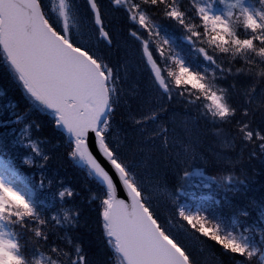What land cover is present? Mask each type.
I'll return each instance as SVG.
<instances>
[{"label": "snow or ice", "instance_id": "1", "mask_svg": "<svg viewBox=\"0 0 264 264\" xmlns=\"http://www.w3.org/2000/svg\"><path fill=\"white\" fill-rule=\"evenodd\" d=\"M111 4L125 12L153 85L168 100L182 97L214 123H231L238 111L231 102L236 84L221 87L220 82L243 75L254 81L243 89V117L253 114V104L264 107V88L257 93L256 87L264 84V0H111ZM157 14L183 29V40L202 61L166 54L164 46L171 41L161 36L164 29L155 22ZM104 42L111 46L113 37L106 30L99 0H85L83 10L78 0H0V64L22 87L29 110L53 118L66 136L68 157L96 182L99 191L94 199L100 203L103 236L113 264H196L187 242L203 243L200 237L243 258L236 264H264V233L258 245L254 229L240 231L243 225L237 219L225 220L207 200L181 204L178 196L168 193L182 234L171 230V218L161 220L153 207L162 195L160 186L147 182L140 166L123 151L124 141L114 139L115 110L126 95L121 75L126 65H113L98 54L96 45ZM160 119L154 108L133 117L145 142L160 139L166 150L178 144V162L181 155L194 152L191 144L170 139L168 128H153ZM236 123L243 139L252 141L255 136L264 151V136L246 121ZM25 147L48 161L30 138ZM192 175L185 171L182 179L188 182ZM197 175L205 187L215 184L235 190L231 176L217 180ZM73 195L68 188L59 191L58 201L63 203L49 215L52 209L37 198L32 183L10 160L0 159V264H88L80 243L70 235L79 215L65 207L66 198Z\"/></svg>", "mask_w": 264, "mask_h": 264}, {"label": "trees", "instance_id": "2", "mask_svg": "<svg viewBox=\"0 0 264 264\" xmlns=\"http://www.w3.org/2000/svg\"><path fill=\"white\" fill-rule=\"evenodd\" d=\"M99 2L104 17L107 15L111 18L105 22V27L112 34V37L134 38L130 35L131 25L126 19L125 12L122 9L114 8L111 0H99ZM154 19L166 33L172 34L176 39L184 37L183 29L174 21H170L159 14ZM111 28L115 32L112 33ZM114 43L113 39L112 46ZM174 47L176 50H173ZM186 48L189 47L186 46ZM165 51L166 54L179 53L182 56H190L196 59L192 51L178 46L177 43L174 46L165 47ZM242 63V61L236 63L235 67L241 66ZM232 83L236 84V89L232 92L231 102L238 111L235 121L231 123L222 124L219 121L214 123L210 117H204L196 106L188 105L186 99L179 96H174L172 100H168L165 110L163 106L155 109L162 117L160 119L162 122H166L170 118V112L188 115L198 125L204 150L213 149L216 152L234 155L235 162L233 164H224L217 163L209 154V159L203 165L202 171L205 176L217 180L222 177H233L236 181L235 190L225 191L213 184L212 187L215 189L211 193H201L200 189L195 186H192L190 192L182 191L181 185L187 183L182 179L184 170H174L171 164H169L170 168L166 176L171 179L173 194L179 198L177 202L195 205L202 200H207L216 214L225 220L237 219L243 225L240 230L243 231L244 227L254 229L252 234L259 245L261 233H264V151H261L259 147L262 141L255 136L252 141L243 139L242 134L238 131L236 121L248 122L254 132L264 136V107H260L259 103L253 104L251 105L253 114L249 117H243L242 109L245 107L243 89L252 85L254 81L250 77L241 75L229 78L227 81H221L220 86L229 87ZM256 87L257 93H259L260 89L264 88V84L257 83ZM136 97L138 98L137 95ZM135 100V97L124 98L116 108L112 131L113 133L120 131L123 136L128 138L129 145L126 154L130 160L137 163L138 151L135 138H141V135L133 120V117L138 118L140 114L136 113L138 103ZM149 102L148 96L141 99L140 104H143L144 111L148 110L146 105ZM29 109L30 101L22 87L14 80L8 69L0 64V159L10 160L21 175L32 183L37 198L43 201L47 208L52 209L49 215L59 210L60 203H63L58 201L59 191H62L64 186L72 190L74 195L71 198H66L65 207L75 209L79 215L78 225L70 233L71 237L80 243L88 264H113L110 259V249L107 247L103 236L100 203L98 199H94L99 191L96 182L86 175V170H82L68 157L64 144L66 136L62 130L55 127L53 118L47 113L35 109L30 111ZM18 117L20 122H17ZM22 128L27 129V139L30 138L31 141L38 143L41 150L49 156L47 162L42 161L39 157H34L30 150L25 147V144L19 143V140L16 139V134ZM225 142L230 144L228 149ZM26 159H34L35 162L26 164L24 163ZM40 164H44V167H40ZM42 175L45 176L44 181L48 184L45 194L40 187V176ZM224 182L228 183L227 180ZM178 189L179 191H177ZM53 205H55L54 209ZM153 207L162 221L167 222L170 218L172 219L173 222L169 227L173 232L182 234L178 217L173 216L174 202L171 205L170 201L159 199L157 202H153ZM244 211L248 213L247 216L240 215ZM200 241L204 242L200 243L196 240L187 242L196 264H198L199 252L204 246L209 247L212 253L220 256L225 264H236L238 259H243L225 253L219 245L205 237H200Z\"/></svg>", "mask_w": 264, "mask_h": 264}, {"label": "rangeland", "instance_id": "3", "mask_svg": "<svg viewBox=\"0 0 264 264\" xmlns=\"http://www.w3.org/2000/svg\"><path fill=\"white\" fill-rule=\"evenodd\" d=\"M47 2L48 0H46V3ZM78 6L81 10H83L85 7V1L78 0ZM104 18L105 22L111 19L107 15ZM111 31L112 33L115 32L114 29H112ZM161 36L170 39L171 42L169 45L174 46L175 43H177L178 46H182L188 51H192L194 53V51L186 43V41L183 40V38L176 39L172 34L166 33L165 30L161 32ZM113 39L115 41L113 46H107L104 42L96 45V47L99 50L98 54L103 56L107 62L111 61L113 65H126V70H121V75L124 78L122 87L126 93L124 98L129 99L135 97V101L138 103L136 106V113H140L141 110L144 111L143 104H140L141 99L144 96H148V99L150 101L149 104L146 105L148 106V109H155L159 106H163L165 110V106H167L168 104V99L166 96L157 91L156 87L153 85V81L150 75L151 70L150 68L146 67L145 62L142 60L139 41H137L135 38H121L119 36H114ZM169 45H165L164 47H168ZM186 46L189 48H186ZM173 50H176L175 47L173 48ZM173 52L175 53V51ZM194 57L199 61H202L203 59L202 57H197L195 53ZM136 95L139 99L136 97ZM170 114L171 116L169 119H167L166 122H162L159 120V123L153 124L152 127L156 128L164 124L163 127L169 129L170 139L174 137L177 141H182L185 144H191L194 147V152L190 153L187 156L181 155V159L178 162L175 158L176 153L181 151L178 144L175 148L169 147L166 150L163 141L160 139H157L155 143L151 141L145 142L147 138L141 136V138H135V142L138 151L137 163L140 166L138 171L144 174L149 184L159 185L162 193L159 199H166L170 201L172 205L174 201L170 196L167 195L168 193L173 194V187H171L170 184L171 179H168L166 176V173L170 168L169 164L172 165V168L174 170L182 169L185 172L193 169L192 171H189L193 175L187 183L183 184L184 186L183 188H181L182 191L185 190L186 192H190L192 191V186H195L196 188L200 189L201 193H211L212 190L215 189V187H212L213 184L211 185V187H205V182L200 178L199 175H197V173H203V165L207 163L209 154L217 163L233 164L235 162V158L234 155L230 153L216 152L213 149L204 150L202 147L203 143L201 142L200 130L195 120L183 113L170 112ZM133 115L135 116V114ZM24 130L25 129L22 128L16 134V139L19 141L23 139L25 141L24 144H26L28 142V139L27 132H25ZM117 137L120 140L124 141L123 151L126 153V149L129 145L128 138L126 136H123L120 131H115L114 139ZM225 146L228 149V147H230L229 142H225ZM40 177L42 179H40V183L41 181H43V187H41V189L45 194L46 189H48V184L46 183V181H44V175ZM64 188L68 187L64 186L63 189ZM157 200H154L153 202H157ZM199 253L198 264H225L220 256L211 252V249L209 247H202Z\"/></svg>", "mask_w": 264, "mask_h": 264}]
</instances>
